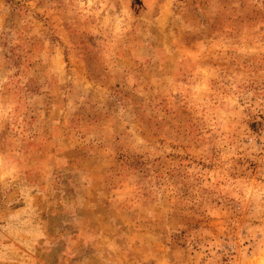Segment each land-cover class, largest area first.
<instances>
[{
    "label": "rangeland",
    "instance_id": "obj_1",
    "mask_svg": "<svg viewBox=\"0 0 264 264\" xmlns=\"http://www.w3.org/2000/svg\"><path fill=\"white\" fill-rule=\"evenodd\" d=\"M0 264H264V0H0Z\"/></svg>",
    "mask_w": 264,
    "mask_h": 264
}]
</instances>
